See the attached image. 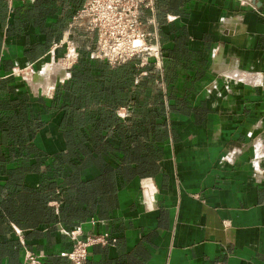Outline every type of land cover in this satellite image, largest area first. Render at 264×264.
I'll use <instances>...</instances> for the list:
<instances>
[{"label":"crops","instance_id":"obj_1","mask_svg":"<svg viewBox=\"0 0 264 264\" xmlns=\"http://www.w3.org/2000/svg\"><path fill=\"white\" fill-rule=\"evenodd\" d=\"M86 1L0 0V264H264V0H155L159 71L91 58Z\"/></svg>","mask_w":264,"mask_h":264},{"label":"built area","instance_id":"obj_2","mask_svg":"<svg viewBox=\"0 0 264 264\" xmlns=\"http://www.w3.org/2000/svg\"><path fill=\"white\" fill-rule=\"evenodd\" d=\"M82 27L95 36L90 57L109 66L125 65L133 60L139 66L152 64L161 70L162 54L158 24L155 18V0H87L69 23V28ZM67 60L75 61L77 54L67 45ZM115 240L108 233L72 235V248L61 254L71 264H84L88 249L106 246ZM23 264H46L42 256L27 252Z\"/></svg>","mask_w":264,"mask_h":264},{"label":"rangeland","instance_id":"obj_3","mask_svg":"<svg viewBox=\"0 0 264 264\" xmlns=\"http://www.w3.org/2000/svg\"><path fill=\"white\" fill-rule=\"evenodd\" d=\"M70 44H68V48L70 49V50H74V52L77 54V57H76V60H77V58H78V56H79V54H78V52H77V50H76V48H75V46L74 45H72L71 44V42H69ZM68 49H67V47H66V50H65V52H64V54H63V57L62 58H60V59H56L55 61H54V65H50V64H45V65H43L42 67V69H40L39 70V75H38V77H37V79H38V81L36 80L35 81V85H37V84H41L42 82L41 81H47V85H46V87H45V89L46 90H48V87H51L52 85H55V84H65V73L62 71L63 69H62V67H65L67 70L68 69H71L72 67H73V63H72V60H67V58H68V55H67V53H68V51H67ZM91 50L92 49H90V52H91ZM48 63H50V62H48ZM55 63H57V64H55ZM62 64V66H60V65ZM148 64H150V63H148ZM147 64V65H148ZM47 65V66H46ZM48 65H49V67H48ZM147 65H145V66H147ZM122 66V65H121ZM139 66V65H138ZM46 68V69H45ZM44 69L45 70H47L46 71V73H47V77L45 78V77H43L42 75H43V72H44ZM52 69V70H51ZM55 69V70H54ZM51 71V72H50ZM55 71V72H54ZM36 72H38V71H33V70H28V71H24V72H22L21 74H20V79H21V82H25L26 84H27V86L29 85L28 84V81H27V78L25 77V74H30V75H32L33 73H36ZM50 72V73H49ZM54 72V73H53ZM39 76H41V77H39ZM63 77V78H62ZM41 78V80H39ZM46 80H45V79ZM48 79V80H47ZM51 81V82H50ZM54 83V84H53ZM44 94V93H43ZM44 95H46V94H44ZM43 95V96H44ZM48 96V95H47Z\"/></svg>","mask_w":264,"mask_h":264},{"label":"bare ground","instance_id":"obj_4","mask_svg":"<svg viewBox=\"0 0 264 264\" xmlns=\"http://www.w3.org/2000/svg\"><path fill=\"white\" fill-rule=\"evenodd\" d=\"M59 65H60V64H59ZM60 66H62V64H61ZM48 67H49V66H48ZM45 69H46V68H45ZM45 69H44V72H43V75H42V76L46 78L48 75H47V73H46L47 70H45ZM62 69H63L62 71L65 73V76H66L67 69H66L65 67H62ZM51 70H52V69H51ZM54 70H55V69H54ZM50 72H51V71H50ZM50 72H49V73H50ZM54 72H55V71H54ZM54 72H53V73H54ZM39 77H41V76H39ZM45 78H44V79H45ZM62 78H63V77H62ZM39 80H41V78H40ZM45 80H46V79H45ZM47 80H48V79H47ZM50 82H51V81H50ZM35 84H36V83H35Z\"/></svg>","mask_w":264,"mask_h":264}]
</instances>
